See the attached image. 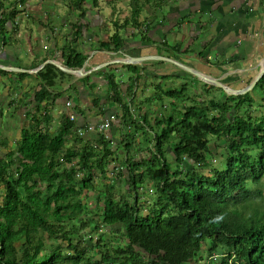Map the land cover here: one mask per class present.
<instances>
[{"label":"trees","instance_id":"1","mask_svg":"<svg viewBox=\"0 0 264 264\" xmlns=\"http://www.w3.org/2000/svg\"><path fill=\"white\" fill-rule=\"evenodd\" d=\"M74 1V8L83 15L84 0ZM0 16L3 31L15 12L9 10ZM116 38L118 45L120 37ZM83 63L84 57L73 51L66 66L81 69ZM133 70L125 92L131 98L141 78ZM59 75L64 74L48 63L33 75L39 87L34 92V106L26 114L29 123L21 127L15 148L5 156L0 153V183L4 188L0 203V264H199L205 258L200 254L202 247L210 253L209 258L215 257L214 250L224 248V256L215 264H264V116L237 114L242 106L253 103L249 93L226 95L223 102L209 101V107L192 101L193 105L178 111L177 102L181 103L189 88L186 80L180 92L175 88L164 93L156 90L154 98L139 102L156 101L157 111L149 112L150 117L144 114L127 121L131 117L130 100L125 102L118 85L106 78L115 104L122 109L113 117L119 121L116 130L122 137L116 146H122L125 155L124 160L114 161L125 169L117 179L126 173L127 192L114 196L112 192L119 190L112 181L100 190L94 208L87 204L89 198H95L87 195L95 189L93 171L105 174L107 158H114V147L104 134L85 139L76 133L87 124L83 112H79L82 123L66 116L56 133L40 129L41 124L50 126V118L40 111L43 102L54 100L49 90ZM170 78L167 76V80ZM256 86L260 91L264 89V75ZM165 97L174 99L169 103L170 113L162 103ZM99 104L98 99L93 106ZM210 109L217 110V114L209 117ZM97 110L104 119L110 117L102 107ZM133 126L135 132L128 131ZM140 127L149 134L142 145L151 158L136 159L132 155V141ZM69 137L73 144L68 146ZM212 137L229 140L225 166L220 169H211L207 163ZM91 140L101 145V155ZM14 154L19 155L16 177L10 163ZM205 168H209L207 174L201 170ZM147 180L154 184L157 195L147 215L142 216L136 191ZM40 185L44 190H39ZM92 216L97 217L96 230L102 226L121 238L107 244L100 235L95 244L103 251L99 260L87 256L88 242L82 239L83 234L75 244L71 239L78 230L90 228ZM116 225L119 227L113 229ZM52 240L59 243H49Z\"/></svg>","mask_w":264,"mask_h":264},{"label":"crops","instance_id":"2","mask_svg":"<svg viewBox=\"0 0 264 264\" xmlns=\"http://www.w3.org/2000/svg\"><path fill=\"white\" fill-rule=\"evenodd\" d=\"M115 1H120V6H125L128 10L134 8L133 12L127 11L119 15L117 6L114 10L107 4L111 5L114 1L108 0H84L83 15L77 12L79 10L75 11L74 0L14 1L15 16L6 21L3 31L0 30L1 66L35 70L44 63L52 61L67 68V57L73 51L84 57L82 73H66L70 74L69 77L59 75L54 86L49 90L54 100L42 103L40 114L50 118V125L54 123V117L57 116L63 121L69 113H73L75 120L82 123L79 112L84 113L87 123L96 125L104 119L97 110L99 107L108 111L109 116H114V113L121 114L120 105L113 103L109 105L107 102L113 97L106 83V78L114 80V77L109 76L111 72L117 75L119 71L126 69L129 73L128 83L118 85L124 101L127 100L125 92L134 74L133 69L137 76H141L140 81L145 77L140 85L149 82V87L154 89L151 80L154 77L161 78L160 89L163 93L166 92L167 90L163 88L167 84V76L172 77L174 74L178 77L181 72L184 76L185 71L172 63L158 60L157 57L176 60L204 75L214 77L231 89L238 90L248 86L256 77L260 65H264V0H164L167 1V17L164 16L162 20L165 21L160 22L158 21L160 19L156 20L152 17L158 21L152 25L149 23L151 14L143 15L140 8H135V2L132 4L127 0ZM17 5L21 7L17 9ZM106 6L109 8V10L107 8L108 16L103 15L104 12L101 13L102 10H106L104 8ZM63 7H67L65 12H62ZM136 11H138L137 15L133 16ZM8 12L9 10L6 12L0 10V14L7 15ZM63 13L66 14L61 17ZM128 24H131L130 28H126ZM177 27L179 38L175 35ZM119 29H124V33L123 41L120 38L117 45L115 39L116 36L120 37L117 34ZM141 33H145L149 38L140 37ZM111 37H114L113 41H110ZM154 37L159 43L155 42ZM170 38L175 39L176 43L169 44ZM177 39L181 41L178 42ZM8 47L11 51L7 49ZM68 48L70 51L66 52ZM21 49H25L27 57H30L26 64L17 57ZM128 60L135 62L140 60V63L132 65L114 63ZM20 70L0 72L3 90L0 105L3 104L6 108L5 118L10 121H20L21 129L23 125L27 126L29 123L26 114L34 106L33 96L35 90H38L39 82L37 80L36 86H32L31 82L36 80L33 77L35 73ZM194 78L197 80L196 77ZM138 86L134 88L132 98H135ZM67 89L71 90L74 98H60L61 93ZM152 95H147L143 99L138 98V101L154 98L155 92ZM165 98L162 103L166 101ZM98 99L99 107H94L93 103ZM66 101H70V107L66 106ZM145 104L150 108L152 104H156V101H146ZM163 106L167 108L164 104ZM148 112L154 111L148 110ZM0 117H4L3 110L0 111ZM118 122L116 119L111 121L113 134L118 133L116 130ZM5 123L9 128V124ZM6 135L9 138L12 136V131L10 130ZM87 135L94 134L86 132L85 137H88Z\"/></svg>","mask_w":264,"mask_h":264},{"label":"rangeland","instance_id":"3","mask_svg":"<svg viewBox=\"0 0 264 264\" xmlns=\"http://www.w3.org/2000/svg\"><path fill=\"white\" fill-rule=\"evenodd\" d=\"M14 1H16V0H0V5H1L0 10L2 12H6V10H13V8H14L13 6L16 5V3H14ZM108 1H111V2L114 1L113 3H111V5L109 3H107V4L109 7H113L114 10L117 8V10L119 11V15L124 14L127 11H132L134 9V8L133 9L130 8V10H128L125 6H120V1L119 2H117L115 0H108ZM127 1H129L132 4H133V2H135V4H134L136 6L135 8H137V7L140 8V12H143V15H145L147 13H149V15L151 14L149 16L150 25H152L154 22H156V23L158 21L160 22L164 16L167 17V13H168L167 8H166V4H167L166 2L167 1L166 2L164 0H163L164 2H162V0H146V2H145V0H127ZM71 3L73 4V1H71ZM83 3H84V1L82 2V5H83ZM13 4H15V5H13ZM144 5H145V7H144ZM66 6H68L67 3H66ZM115 6H117V7L115 8ZM142 7H144V9H142ZM104 8L106 10H102L101 13L104 12L103 15L106 16V14H107V16H108L109 8L107 6ZM107 8H108V10H107ZM17 9H19V8L17 7ZM66 9H67V7H63L62 12H65ZM75 11H77V10H75ZM77 12L80 13V11H77ZM79 13H78V15H79ZM65 14L66 13H63L61 17H63V15H65ZM152 17L156 18V20L157 19H160V20L155 21ZM128 20H130V19L128 18ZM25 21H27V20H25ZM162 21H165V20H162ZM130 27H131V24H128V26L126 28H130ZM123 31H124V29L123 30L119 29L117 32V34L120 35V38L122 41H123V33H124ZM178 31H179V28L177 27L176 32H175L176 36L178 34ZM181 31H182V29H180V32ZM141 34L139 35L140 37L149 38V37H146L145 33H141ZM179 37L180 36L178 35L177 38H179ZM112 39L114 40V37H111L110 41H113ZM154 39L156 42L157 38L154 37ZM177 41L180 42L181 39L180 40L177 39ZM156 43H159V42H156ZM168 43L169 44H172V43L175 44L176 40L173 38H170ZM68 44H69V41H68ZM68 44L66 45V47L68 46ZM7 49L9 51H11V49L9 47ZM67 51H70L69 48L66 49V52ZM27 55H28L27 51L25 49H21L19 51V53L17 54V57L20 59V61H22L24 64H26L25 62L30 60V57H27ZM153 67H155V66H153ZM63 74H64L63 75L64 77H69V75H70V74H66L64 72H63ZM179 74L180 75L177 74L178 77L175 76L174 74L172 77L170 76L171 78L167 80V84L164 86L165 88H163V89L168 91L169 89L175 88L178 90V92H180V89H181L180 86L184 85V82L186 80H184V78H182V76H183L182 72ZM109 76L114 77L116 85H119V83H128L129 73L127 72L126 69L119 71V73L117 75L115 72H111V74H109ZM144 78L145 77L142 78V80L140 81V84L143 83ZM86 79L87 78H85V81H86ZM160 79L161 78H155L154 77V79L151 80V83H152L151 85H153L154 87L156 86L154 89H153V87L152 88L149 87V82H146V84L138 86V90L135 93V98H131L130 96H127V100H130V108H131V111H130L131 117L129 119V116H128L127 117L128 119H126L127 121H130V120L135 121L136 118H138L139 116H144V114L148 115V113H149L148 110L149 111H157V108H158L157 105L158 104L157 105L152 104L153 106H151L150 108L147 104H145V105L143 104L141 106L139 101H138V98L143 99L147 95L153 96L152 94L156 90L158 93L163 91L160 89V86H161V83H159L161 81ZM35 82H37V80H33V82H31V85L34 87L36 86ZM194 83L189 81V83H188L189 88H188L187 94H185V96H183V98H182L183 100H181V103L177 102V106L175 107V110L182 111L183 106L188 107L190 105H193V102L195 103L197 101L203 102L204 104H207V107H209V101H216L217 100V101L223 102L226 95H227L223 90L219 89L218 87H216L214 85L204 84L199 79L195 80ZM140 87H142V88H140ZM246 87H243V88H246ZM258 90H259L258 86L255 87V85H254V87L249 92H247L251 95V97H252V99H254V101L248 107H245V106H247V104L242 106L241 109H239L237 111L238 115H245V116L249 115L251 118H259L260 116H264V100H263L264 99V89L262 91L259 90L260 93L257 92ZM2 95H3L2 83L0 82V99H1ZM65 97L74 98V95L72 94L71 90L67 89V90L63 91L61 93V96H60V98H65ZM233 97H236V96H233ZM103 100L105 101V99H103ZM127 100H125V102H127ZM165 100L166 101L163 102V104L165 106H167V108L169 109V113H170L172 111V108L170 107L169 103L174 102V99L165 98ZM107 102L109 105L115 104L113 97H111V99H109ZM1 103H2V101H1ZM4 104L6 105V103H4ZM3 106H4L3 104L0 105V111L3 110V113H4V117H0L1 118L0 119V153L5 156L9 151H12L15 148L17 141L20 139V133H19L20 121H10L9 119H6L5 118V115H6L5 109L6 108H4ZM1 108H4V109H1ZM233 112H234L233 110H230L231 114ZM215 114H217V110H214V109H210L207 113V115L209 117L213 116ZM147 117H150V116L148 115ZM93 118H94V116H93ZM115 119L116 118H114V120ZM103 120H105V119H103ZM53 121H54V123H52L50 125V129H49V127L46 128L44 126V124H42V127L40 129L42 131L48 130L51 134L56 133L58 128L60 127L59 126L60 123H62V120L61 119L59 120V118H57V116H56V117H54ZM5 122H7L9 124V126H10L9 128L6 127ZM3 123H4V125H3ZM89 124L91 125V123H87V125H89ZM137 124H139V123H137ZM93 126L95 127L96 125H93ZM134 126L130 129H128V131L135 132ZM10 130L12 131V136H9V138H8L6 133H8ZM112 131H111V126L109 125V127L104 129L103 132H101V134H104L105 138L110 139V141L112 142V145L114 147V152H115L114 156H113L114 158H107L106 163L108 165L105 168L106 170H105V174L103 176H101V172L93 171V173L95 174V178L93 179V186L95 189L92 190L91 192H88V194L86 192L85 193L87 195H90V196L93 194L95 196V198L94 199L89 198L87 200V202H88L87 204L93 205L96 201V198L100 197V192H101L100 190L103 189L104 186L109 185L112 181H114L117 184L116 190H119V193L116 191L112 192L114 196L117 197L119 195H123L124 191L127 192L126 173L121 174L120 179H117V174L124 172L125 169H124V167H121V164L119 162L114 161L115 159H117V160L120 159V161L124 160L123 155H125V152L122 149V146H120V147L116 146V145L121 144L120 140L122 139V137H121L120 131H118V133L115 132L114 134L112 133ZM90 132H92L94 135H96V134L99 135L98 134L99 132L96 129H94ZM82 133L83 134L79 135V136L86 139L87 138V137H85L86 132L85 133L82 132ZM147 135H149V134L142 127H140V129H138V131L136 132V137L134 136L133 141H132V147H131V151L133 152L132 155L134 156V158L137 157L136 159H142L143 157H149V156H150L149 158H151L150 152L148 150L144 149L143 145H142L144 140L148 139ZM87 136H89V135H87ZM70 139L71 138H69L66 142V144L68 146L73 144V140L71 141ZM90 142H92V146L95 148L96 153H99L101 155L102 154L100 151L101 145L96 144V141L94 142L91 140ZM228 143H229V140L227 137H221L220 139H216L214 137L210 138V142L208 144L209 153L207 155V159H208L207 163L209 164L211 169L212 168L220 169V168L225 166V160H226L225 156L227 153ZM78 148H79V146H78ZM250 152H254V151H250ZM18 160H19L18 154H14L12 157H10L11 172L14 174L15 177H16L15 170L18 166ZM165 160L167 161V155H165ZM171 161L172 160L169 159V163H171ZM74 168L75 169L78 168V165H76L75 162H74ZM208 169L209 168H205V169H201V170L203 173L207 174ZM153 185L154 184L152 182L147 180L146 182H143L142 185L136 191L140 197V200L138 201V208H139L140 214L142 216L147 215L149 206L152 205L153 200L155 199V197L157 195V192L155 190L156 188ZM38 188L41 191L44 190L43 185H40ZM3 193H4V188H3L2 184L0 183V203L2 202ZM83 195L84 194H82L80 198H83L84 197ZM100 205H101V203H100ZM93 207L95 208L94 205H93ZM94 218H97V217L96 216L91 217V219H93V221H91L92 225L90 226V228H86V230L84 229L85 231L84 230H78L76 232V235L73 236L71 239H72V243L75 244V243H77V241H79L81 239L79 237V235L83 234L82 239H85L88 242V247L86 250L87 256H89L91 259L99 260L103 251L100 248H98L97 245H95V244L99 240L100 235L103 237L102 242L107 243V244L110 242H113V244L116 242H119V241H121V238H119L117 233H116V235H114V232L109 231V229L102 227V226H99L101 229L100 231L96 230L94 227V226H96V223H94V222H97V220ZM66 226H69V225L66 224ZM117 227H119V226L116 225L113 227V229H117ZM49 243L58 244L59 240H52ZM63 246L64 247L66 246V241L63 242ZM81 247H83V245H81ZM223 250H224V248H223ZM223 250H222V247H219L216 250H214L215 257L211 256L210 258H212V259H210L209 258L210 253L205 252V247H202V251L200 252V254H201V256H203L205 258H203L201 261H199V264H207V263L212 264V262H214V264H215L218 258L220 259L224 256L225 253H221ZM63 252H66V251H63ZM208 259H209V261H208ZM206 260H207V263H206Z\"/></svg>","mask_w":264,"mask_h":264},{"label":"water","instance_id":"4","mask_svg":"<svg viewBox=\"0 0 264 264\" xmlns=\"http://www.w3.org/2000/svg\"><path fill=\"white\" fill-rule=\"evenodd\" d=\"M153 58V57H152ZM156 59L161 60V61H165V62H169L174 64L175 66L179 67L180 69H182L183 71H185L186 76L188 77H192L191 75H193L194 77H196V79L201 80V82H203L204 84H209V85H214L216 87H218L219 89L223 90L227 95H244L247 92H249L254 85L258 82V80L263 76L264 74V65H260L261 68L258 71L256 77L253 79V81L246 87L243 89H231L229 87H227L226 85H224L223 83H221L219 80L215 79L212 76L209 75H204L194 69H192L189 66H186L182 63H179L176 60L173 59H169V58H165V57H157ZM134 60H138V59H134ZM134 60H128V61H115L114 63L116 64H122V65H132L135 63H140L139 61H134ZM46 63H44L43 65H41L39 68L35 69V70H20V69H16L14 67H6V66H1L0 65V69H2L3 71H23L26 73H36L37 71H39ZM48 64H52L55 67H57L58 69H60L61 71H64L65 73H72V74H81V69H69V68H65V67H61L60 65L53 63L52 61H48Z\"/></svg>","mask_w":264,"mask_h":264},{"label":"built area","instance_id":"5","mask_svg":"<svg viewBox=\"0 0 264 264\" xmlns=\"http://www.w3.org/2000/svg\"><path fill=\"white\" fill-rule=\"evenodd\" d=\"M17 7L20 8L21 6L17 5ZM65 104H66L67 107L71 106L70 101H66ZM68 118H69L70 121H74L75 120V115H73V113H69L68 114ZM111 121L112 122L114 121V117L113 116H110L109 118H106L105 120L97 123L95 127L92 124L91 125L90 124L89 125L85 124L84 127L77 129L76 133L78 135H82L83 134L82 132L90 133V131H92L94 129H96L99 133H101V132H103L104 129L108 128L109 125L111 126Z\"/></svg>","mask_w":264,"mask_h":264},{"label":"flooded vegetation","instance_id":"6","mask_svg":"<svg viewBox=\"0 0 264 264\" xmlns=\"http://www.w3.org/2000/svg\"><path fill=\"white\" fill-rule=\"evenodd\" d=\"M159 69V68H158ZM138 74H139V72H138ZM157 74V73H156ZM182 78H184V80H189V81H191L192 80V83H194L195 82V78L194 77H188V76H186V75H184V76H182ZM161 80V79H160ZM160 83V82H159ZM195 84V83H194ZM140 85V84H139ZM156 87V86H155ZM154 87V88H155ZM138 89V88H137Z\"/></svg>","mask_w":264,"mask_h":264}]
</instances>
